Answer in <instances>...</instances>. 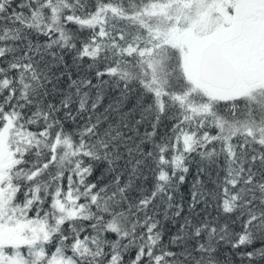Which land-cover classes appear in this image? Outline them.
<instances>
[{
    "label": "snow or ice",
    "instance_id": "snow-or-ice-1",
    "mask_svg": "<svg viewBox=\"0 0 264 264\" xmlns=\"http://www.w3.org/2000/svg\"><path fill=\"white\" fill-rule=\"evenodd\" d=\"M76 4L56 16L52 0H0V135L15 159L0 176V191L11 193L0 224L19 229L18 240L0 242V264H264V112L245 102L217 113V97L188 75L190 41L148 76L121 73L101 45L127 53L125 32L93 22L116 11L113 0ZM248 7L264 10V0ZM38 10L51 22L33 24ZM47 57L45 80L62 65L55 79L67 77V87L52 84L61 95L44 108L37 67ZM20 132L34 141L17 143ZM106 173L113 178L98 183ZM101 202L109 219L100 230L111 237L103 241ZM133 207L143 217L121 230L115 217ZM170 217L177 227H165ZM84 220L91 232L75 229Z\"/></svg>",
    "mask_w": 264,
    "mask_h": 264
},
{
    "label": "trees",
    "instance_id": "trees-1",
    "mask_svg": "<svg viewBox=\"0 0 264 264\" xmlns=\"http://www.w3.org/2000/svg\"><path fill=\"white\" fill-rule=\"evenodd\" d=\"M181 1H194V0H113L114 5L116 6V11H109L105 19H101L100 17H95L93 22L105 24L111 29L109 35L112 34V31L117 29L123 30L125 32V41H122L121 44L130 43L132 46L128 48L127 53L121 55L114 51L112 47L101 45V48L105 50V52L109 56H117L120 60V65L118 66L119 71L125 75H132L139 73L144 76H148L152 73L151 68L154 65L158 66L161 63L167 61L168 57L172 55L173 49L178 48L182 45L174 43L172 36H167L164 34L162 30L159 29V25H155V20L158 19L154 17L153 13L161 8H166L168 6H176ZM238 1L241 0H221V3L227 7V11L233 5H236ZM31 3L35 4L37 0H30ZM54 6L57 8V11L53 13V15L59 16L61 13L67 11L66 3L71 2L76 4V0H52ZM92 0H88V3H91ZM250 2V1H248ZM79 3H85V0H79ZM137 6H141L137 9ZM76 10L80 11L79 5L76 4ZM86 10V9H85ZM27 11V9H26ZM264 12V10H259L258 13H255L252 18L249 20L246 18H242L239 20V31L233 37L226 38L225 36H216L217 33L223 34L229 30H233L235 26L233 23H225L226 27H231L228 29H224L223 31H218L215 35L210 36L221 41L223 44L228 46V44H232L234 46L231 49L230 57L234 63L237 65L241 62L243 66L240 69L241 74L244 76L243 83L238 87L237 85L233 87L229 91H221L217 89L210 88L209 86L200 83L195 76V61L193 60V64L190 63V60L186 61L188 75L193 80V83L197 87H201L203 90L204 87L209 88L213 94L217 97V100L214 102L215 109L217 113H222L227 115L226 105L237 104L239 106H243L245 102L250 104L256 111L264 112V16L260 13ZM155 20H154V19ZM229 18H234L229 15ZM33 24L37 21L43 23L44 21L51 22V16L44 10H38L35 17L32 18ZM155 24H154V23ZM223 22V21H222ZM219 23V29L221 30L223 24ZM233 22V21H232ZM237 25V22L234 23ZM249 24L255 25L254 30L255 34L253 38L247 36L245 33V28ZM231 25V26H230ZM175 28H180V34L182 33L183 27L182 25L176 24ZM239 32V34H238ZM181 36V35H180ZM169 37V38H168ZM184 37V36H181ZM35 34H33V39H35ZM251 38L250 40H248ZM183 40H186L185 38ZM181 40V41H183ZM7 43H18L14 41H6ZM174 43V44H173ZM236 51V52H235ZM22 52V49H21ZM51 59L47 57L45 61H42L41 64L37 67V71L40 72V82L44 84V86L48 89L49 95L44 97V104L41 107H47L48 99H58L61 95L60 93L52 94L51 88L52 84H56L58 88H66L67 87V77H64L61 81L57 82L55 79L56 73L63 70V66L61 65L59 68L53 67L48 71V75L53 76L52 84H49L45 78L44 73L40 71L47 60ZM66 59L68 60L69 65L72 67L73 75H77V71L73 62L71 60V55L67 54ZM239 61V62H238ZM239 66V65H238ZM81 72H83V67H81ZM239 72V73H240ZM242 78V77H241ZM26 79H30V76L26 75ZM35 84V82H33ZM37 93L39 94L37 98L42 96L44 88H37ZM83 91V90H82ZM221 97H225L226 99H221ZM73 100H78L77 97L73 96ZM76 103H73V108L75 109ZM225 127H231L230 125H226ZM166 131L165 128L160 129V133H164ZM34 137L28 136L24 132H20L17 137H14V140L21 144L22 146H27L30 142L34 141ZM147 147V145H146ZM3 165V175L5 176L9 170L15 165L14 153L9 147L8 137L6 138V153L4 157L1 159ZM121 165L124 164V161L120 162ZM66 166L67 161H65ZM103 163H99L96 165L93 176L90 179H95L96 176L101 172L104 168ZM128 169H125V178L127 176ZM111 173H106L104 176V180L98 181V183H105L108 180L112 179ZM51 182V181H49ZM151 183V174L149 175V182L145 185V187L150 188ZM141 181H137V185H140ZM184 191V199L187 201L188 199V185L185 184L183 186ZM10 192L4 191L3 198L0 201V204H3L7 199V196L10 195ZM135 195H139V193H134ZM102 209L101 212L97 213L98 215H104V222H97V230L98 235L100 236V240L103 241L105 239H111L107 231H101L103 227L106 226L107 220L109 219L108 215L104 211L103 202H101ZM160 215L163 214L164 204L160 203ZM187 210V209H186ZM95 211V209H93ZM151 211V209H150ZM208 211L212 212L214 215V211L212 209H208ZM242 211V209L237 208L235 210L236 213ZM235 214V213H234ZM203 215V214H201ZM137 216L143 217L142 212H137L136 208L133 207L130 211L126 210L124 214L117 215L115 217V223L121 230H130L131 223L137 219ZM171 217L169 221L165 224V227H177V225H171ZM91 222L88 220L84 221H75L74 227L76 230H79L81 227L84 228L85 231L91 232L92 229L88 227ZM0 242L4 241H16L19 239V229L12 225H2L0 224ZM105 248H108V245H104Z\"/></svg>",
    "mask_w": 264,
    "mask_h": 264
},
{
    "label": "rangeland",
    "instance_id": "rangeland-1",
    "mask_svg": "<svg viewBox=\"0 0 264 264\" xmlns=\"http://www.w3.org/2000/svg\"><path fill=\"white\" fill-rule=\"evenodd\" d=\"M250 1V2H248ZM253 0H241L238 1L236 5H233L232 12L227 11V7L221 3V0H194V1H181L176 6H168L166 8L158 9L153 13L154 17L158 20H155V25H159V29L164 31V34L167 36H172L174 39V43L185 44L186 42H191L194 54L190 59V63L193 64V60L195 61L196 68V60L198 57V51L202 47V45L210 38V36L215 35L218 31H223L224 29H228L231 27H226L225 23H233L235 28L233 30H229L223 34L217 33L216 36H225L226 38L233 37L239 31V20L242 18L250 19L254 16L255 13L259 11L256 9L249 8L248 5L252 3ZM229 15L234 18H229ZM223 21V22H222ZM250 21V20H249ZM223 24L222 29H219V23ZM237 22V25L234 23ZM179 24L182 25L183 30L180 34V28H175L174 25ZM231 26V25H230ZM255 25L249 24L245 28V33L247 36L253 38L255 34L254 30ZM239 34V32H238ZM184 37H181V36ZM169 38V37H168ZM186 40H183V39ZM212 38V37H211ZM249 38L248 40H250ZM183 40V41H181ZM173 43V44H174ZM180 47V46H179ZM234 52V46L232 44H228L227 49H225V53L230 56L231 49ZM236 52V51H235ZM239 62V61H238ZM239 72L240 69L243 68L241 62H239V66L235 63ZM194 68V69H195ZM153 69V68H151ZM153 71V70H152ZM195 71V70H194ZM242 77V78H241ZM244 76L239 73V80L237 82V90L238 87L243 83ZM6 135H0V176L3 175V165L1 159L4 157L6 153ZM4 191H0V201L3 198ZM2 229V228H0Z\"/></svg>",
    "mask_w": 264,
    "mask_h": 264
},
{
    "label": "water",
    "instance_id": "water-1",
    "mask_svg": "<svg viewBox=\"0 0 264 264\" xmlns=\"http://www.w3.org/2000/svg\"><path fill=\"white\" fill-rule=\"evenodd\" d=\"M196 79L213 89L229 91L239 80V71L217 40L207 41L198 51Z\"/></svg>",
    "mask_w": 264,
    "mask_h": 264
}]
</instances>
